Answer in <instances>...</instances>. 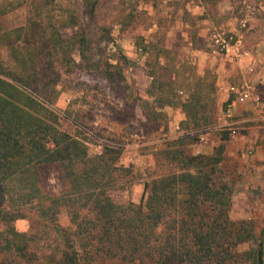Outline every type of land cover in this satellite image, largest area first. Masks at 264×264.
Wrapping results in <instances>:
<instances>
[{
  "label": "trees",
  "instance_id": "16d2710c",
  "mask_svg": "<svg viewBox=\"0 0 264 264\" xmlns=\"http://www.w3.org/2000/svg\"><path fill=\"white\" fill-rule=\"evenodd\" d=\"M146 1L130 0V8ZM55 2L0 0V15L30 6L24 25L0 33V264H264L263 233L252 219H231L232 189L217 182L228 133L210 155L188 152L198 138L191 132L212 125L214 81L197 78L181 100L176 78L162 79L164 48L152 49L145 62L153 98L146 115L180 108L188 135L170 142L175 168L145 183L139 203L114 201L128 169L111 149L89 155L82 139L60 128L53 108L61 70H70L74 52L86 59L87 48L82 34H62L77 21L69 14L53 20ZM85 3L92 15L97 2ZM54 165L62 188L50 195L41 182ZM21 219L30 220V231L15 230ZM249 242L257 246L240 249Z\"/></svg>",
  "mask_w": 264,
  "mask_h": 264
},
{
  "label": "rangeland",
  "instance_id": "374dc122",
  "mask_svg": "<svg viewBox=\"0 0 264 264\" xmlns=\"http://www.w3.org/2000/svg\"><path fill=\"white\" fill-rule=\"evenodd\" d=\"M87 1L97 2L92 15L85 0H56L50 7L53 20L69 14L77 21L63 35L77 32L87 41L86 59L74 52L75 63L69 71L61 70L55 86L53 108L60 128L82 139L89 155L113 150L117 165L129 171L113 199L139 203L145 183L175 168L167 154L170 142L188 135L180 128L185 119L180 108L165 107L156 118L146 115L145 104L153 98L146 94L151 78L145 62L152 49L164 48L162 79L176 78L181 100L187 99L188 87L197 78L207 75L205 82L214 81L209 95L212 125L191 132L198 138L188 152L210 155L222 133H228L217 182L232 189L231 219H252L258 234L263 233L264 248V0H148L135 8H130V0ZM29 9L22 5L0 15V33L24 25ZM216 31L240 39L245 64L219 51L212 56ZM231 86L235 89L230 91ZM242 86L251 87L252 96L257 93L262 101L252 97L240 102L236 89ZM41 187L50 195L60 192L58 166L43 172ZM4 202L0 193V205ZM59 222L69 225L64 211ZM13 225L18 232L31 229L29 219ZM48 244L42 235L40 245ZM256 246L249 242L240 249Z\"/></svg>",
  "mask_w": 264,
  "mask_h": 264
},
{
  "label": "built area",
  "instance_id": "2783aa9c",
  "mask_svg": "<svg viewBox=\"0 0 264 264\" xmlns=\"http://www.w3.org/2000/svg\"><path fill=\"white\" fill-rule=\"evenodd\" d=\"M211 45L215 48V50L222 52L225 55L232 54L233 52L236 55L238 54L237 51H239L241 41L230 33H226L225 31H216L211 36ZM236 92L238 94V100L240 102H246L254 97L252 96V89L249 86H242L236 89ZM256 100L258 102V99Z\"/></svg>",
  "mask_w": 264,
  "mask_h": 264
},
{
  "label": "crops",
  "instance_id": "0c3cea01",
  "mask_svg": "<svg viewBox=\"0 0 264 264\" xmlns=\"http://www.w3.org/2000/svg\"><path fill=\"white\" fill-rule=\"evenodd\" d=\"M241 46V45H240ZM240 48V47H239ZM238 52V54H234V52L232 53V54H227L226 56L230 59V58H232L234 61H236L237 63H239V65H242V64H245V62H244V60L246 59H244V55L246 56L247 55V53L245 54V53H242V51H237ZM217 53H218V51L217 50H213L212 51V56H216L217 55ZM225 55V54H224ZM231 56V57H230ZM244 59V60H243ZM249 70H251V67H249ZM217 72L218 73H220V70H218L217 69ZM227 85V84H226ZM233 89H235L234 87H230L229 88V90L231 91V90H233ZM222 91V89H220V92ZM253 98H255V99H258V102H260V101H262L261 99H260V97H259V95L256 93L255 94V96L253 97ZM258 104V103H257Z\"/></svg>",
  "mask_w": 264,
  "mask_h": 264
}]
</instances>
